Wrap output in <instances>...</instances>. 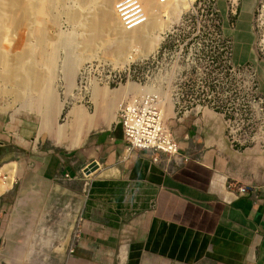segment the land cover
Here are the masks:
<instances>
[{"label":"crops","instance_id":"obj_1","mask_svg":"<svg viewBox=\"0 0 264 264\" xmlns=\"http://www.w3.org/2000/svg\"><path fill=\"white\" fill-rule=\"evenodd\" d=\"M234 61L251 62L236 47ZM1 116L0 170L15 182L0 188V264H264V153L232 147L221 115L170 118L176 156L129 150L113 121L50 153L29 121ZM76 222L51 262L44 247Z\"/></svg>","mask_w":264,"mask_h":264},{"label":"rangeland","instance_id":"obj_2","mask_svg":"<svg viewBox=\"0 0 264 264\" xmlns=\"http://www.w3.org/2000/svg\"><path fill=\"white\" fill-rule=\"evenodd\" d=\"M83 1L48 0L43 31L37 30V33L33 25L35 20L28 19L27 23L32 25L27 24V28L33 29L29 56L19 64L12 54L9 66L22 75L27 74L32 66L36 71L33 79L26 84L20 80L13 83L4 78V70L0 72L2 120L6 123L29 121L38 146L42 145L50 153L71 152L76 147L73 140L79 138L80 145L89 131H99L107 128L112 121L117 122L121 103L131 96L128 94L123 99L120 95V91L132 82L127 77L128 65H116L111 53L114 47L112 41L123 29L117 16L112 20L111 30L93 37L88 22L102 0H94L93 3ZM263 6L264 0H198L195 10L186 13L195 15L188 18L189 25L185 29L197 31L201 24L198 23L200 16L216 13L221 19L220 30L229 39L231 47L233 50L238 48L241 58L256 66L259 83L264 87V51L261 44L264 36ZM204 30L211 31L212 27L205 26ZM18 32L20 35L18 30L10 37L18 39ZM90 38L95 40L88 41ZM194 42L197 43L196 39ZM133 49L140 48L136 45ZM39 78L41 80H37ZM130 86L135 85L131 83ZM74 116L78 117L75 129L81 132V136L79 133L77 137L73 133ZM86 182L81 185L83 197L88 192ZM76 231L77 222L67 227L65 241H55L53 245V241L48 242L44 249L51 262L57 255L68 252Z\"/></svg>","mask_w":264,"mask_h":264},{"label":"built area","instance_id":"obj_3","mask_svg":"<svg viewBox=\"0 0 264 264\" xmlns=\"http://www.w3.org/2000/svg\"><path fill=\"white\" fill-rule=\"evenodd\" d=\"M115 7L126 31L146 23L140 4L119 0ZM191 15L195 14L183 15L177 27L165 34L151 58L128 68V79L145 88L142 94H132L124 100L118 111L116 123L123 129L128 149L176 156L179 142L169 119L180 121L212 112L223 117L226 138L232 147L255 148L264 153V94L256 66L235 63L234 50L220 30L221 19L216 13L200 16L197 31L185 29ZM205 26L212 30H204ZM169 105L172 115L167 117ZM14 182V173L0 170V188ZM250 189L241 185L238 192L244 195Z\"/></svg>","mask_w":264,"mask_h":264},{"label":"bare ground","instance_id":"obj_4","mask_svg":"<svg viewBox=\"0 0 264 264\" xmlns=\"http://www.w3.org/2000/svg\"><path fill=\"white\" fill-rule=\"evenodd\" d=\"M47 1L48 0H0V72L4 70L3 73L6 80L13 83L19 82L20 80L22 84H26L29 79H33L36 71H34L32 66L27 74L22 75L19 71L13 70L12 67L9 66V62L13 56L12 54H14V59L19 64L29 56V40H31L33 29L31 28L32 30H29V27L27 28V24L32 25L31 23H27V21H30L28 19L31 18L35 20L33 23L36 28L35 33H37V30L39 32L43 31L42 27L46 16L45 8H47ZM116 1L118 0H102L100 5L97 6V11L90 17L88 22L89 32L92 33L91 35H93V37L105 33L109 31L110 27H113L112 20L114 16L118 18V14H116L118 9L115 7L118 2L116 3ZM131 1L140 4L142 11H145L147 17L146 23L130 31L122 29L120 35L112 41L114 47L111 50L112 55L115 57L114 63L124 67L128 65L126 67L127 70L132 63L138 60L151 58L162 44L165 34L171 32L172 29L181 22L184 14L195 10V3L198 0H167L165 2L161 0ZM83 2L93 3L95 1L84 0ZM133 6L134 5H132L130 9H132ZM261 18H264V6ZM18 30L21 34L19 35L18 32L19 38H15L16 40H14V38L10 37V34ZM94 40L93 38L88 39V41ZM261 44L262 50L264 51V36ZM136 45L140 48L139 50L133 49ZM13 50H15V52L12 53L11 51ZM9 67L11 68L8 69ZM37 80L41 79L39 78ZM131 83L132 82L125 87L124 91L123 89L120 91V95H122L123 99L128 94L138 95L142 94L145 90V88L139 87L134 83L132 84L135 86H130ZM171 115L172 107L169 105L167 117ZM11 175H13L12 171Z\"/></svg>","mask_w":264,"mask_h":264},{"label":"water","instance_id":"obj_5","mask_svg":"<svg viewBox=\"0 0 264 264\" xmlns=\"http://www.w3.org/2000/svg\"><path fill=\"white\" fill-rule=\"evenodd\" d=\"M91 168H93V167H91Z\"/></svg>","mask_w":264,"mask_h":264}]
</instances>
